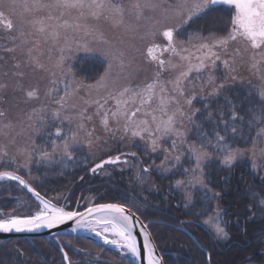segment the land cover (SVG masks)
I'll return each mask as SVG.
<instances>
[{
	"label": "snow or ice",
	"instance_id": "obj_1",
	"mask_svg": "<svg viewBox=\"0 0 264 264\" xmlns=\"http://www.w3.org/2000/svg\"><path fill=\"white\" fill-rule=\"evenodd\" d=\"M223 7L230 19L222 32L197 26ZM100 21L138 36L143 46L124 40L111 44L103 39ZM98 32L100 42L107 45L99 51L105 71L94 83L77 80L69 53H91L92 48L90 42L71 34L87 37ZM0 33L6 41L0 46V78H7L0 81V166L17 165L14 170L0 171V181L17 182L42 205L28 217H0V233L36 232L72 221L73 232L89 231L125 256L162 264L147 225L124 206L102 203L86 212L66 210L53 199H45L18 174L21 168L28 169L31 178L32 165L47 170L83 163L80 155L96 148L114 154L94 163L89 169L92 173L113 165L121 170L139 168L137 178L142 183L153 171L167 176L174 181L170 187L184 194V207H192L194 217L216 239H229L222 209L217 207L205 219L194 205L201 197L220 202L221 193L206 183L205 167L214 154L231 170L248 152L252 170L264 172V0H9L6 7L0 0ZM234 44L243 48H233ZM54 52L58 55L53 56ZM238 63L248 64L261 81L259 85L249 81L258 101L243 114L242 105L253 93L239 102L227 95V81L238 79ZM144 65L151 77L138 80ZM220 66L223 73H217ZM25 69L50 73L43 100L38 87L25 90ZM9 89L13 94L24 92L25 102H39L26 120L11 117L3 107ZM194 101L203 102L202 108ZM22 136L21 144L18 138ZM154 154H159V164L155 158L142 159ZM177 174L183 178L175 179ZM45 178L46 174L36 177ZM260 197L257 211L264 217V193ZM60 251L65 264H72L63 246ZM93 259L99 264V257ZM242 264H264V237L261 252Z\"/></svg>",
	"mask_w": 264,
	"mask_h": 264
},
{
	"label": "trees",
	"instance_id": "obj_2",
	"mask_svg": "<svg viewBox=\"0 0 264 264\" xmlns=\"http://www.w3.org/2000/svg\"><path fill=\"white\" fill-rule=\"evenodd\" d=\"M95 67L91 62L85 70ZM254 77L253 74L250 78ZM109 169L105 177L86 174L75 180L63 190L61 199L53 202L65 207L61 200L68 195L66 202L73 209L83 196L90 194L93 204L117 203L127 207L143 222H150L148 229L162 254L163 264H242L249 256L261 252L264 220H254L246 188L264 193V172L256 175L247 165L235 164L226 175L221 170L211 174L214 187L221 193L217 205L225 213L224 223L229 233V239L222 245L203 224L184 222L182 200L169 196L162 185H154L152 189L148 185L140 187L136 178L132 182L131 172ZM16 201L21 202L18 207L13 206ZM84 208L83 204L79 210ZM39 210L38 202L26 190L15 183L0 182V214L30 216ZM61 246L72 264H97L94 257L100 258L99 264H132L112 250L73 237L0 242V264H65Z\"/></svg>",
	"mask_w": 264,
	"mask_h": 264
},
{
	"label": "rangeland",
	"instance_id": "obj_3",
	"mask_svg": "<svg viewBox=\"0 0 264 264\" xmlns=\"http://www.w3.org/2000/svg\"><path fill=\"white\" fill-rule=\"evenodd\" d=\"M9 0H2L3 6H7ZM228 11V10H225ZM229 12V11H228ZM223 17V19H217L215 17H219V15ZM228 16L223 15L222 12L217 13L215 16L210 15L208 17H205L204 19L200 20L198 23V27H201L205 30L213 29L215 31L222 32L225 27L228 26ZM96 23V22H91ZM99 30L103 33V39L108 40L113 45H119L121 40H124L126 42L130 41L131 43H134L138 47L143 46V42L139 39V37H132L130 34L125 33L123 28H113L109 23H106L104 21L99 22ZM73 35V38L76 40H86L90 42V47L92 48V52H84L83 50L79 51H73L72 53H69V55L72 56V60L70 63L73 66L74 74L77 78V80H83L87 83H94L95 80L103 74L106 67V62L103 60V58L99 55V51L102 48H105L107 45L100 42V35L99 32L92 36L84 37L82 33H75L71 34ZM6 41L3 39V34L0 33V46H2ZM233 48L239 47L243 48V45L234 44L232 45ZM94 53V54H93ZM58 55V53H53V56ZM138 55V54H137ZM46 59V57H45ZM95 63L96 67L92 70H85L86 65L88 63ZM51 67V65H49ZM144 70L141 71L138 75V80H145L151 77V70L148 66H143ZM225 70L222 66L218 67L217 73H223ZM25 72L27 75L24 77V88L25 90L33 87H38L40 91L41 100L44 99V91L48 87V81L50 78L49 72H41V71H33L32 69H25ZM235 75L238 77L236 80L229 79L227 81V95L232 97L234 101L239 102L242 100L249 92H252L253 95L250 97L249 101H245L242 105L241 112L242 114L245 112V110L249 107L251 104L252 106L257 105L258 96L256 94V89L252 88L249 84V81H251V84L253 85H259L261 81L257 78L256 75H254V78H250L253 75V72L250 71L249 65L246 63H238L236 65V72ZM6 77L0 78V81L6 80ZM60 87H63V83L60 84ZM199 91V89H197ZM24 92H16L13 94L11 92V89L8 90V103L6 105H3V107H6L9 109L10 116L13 118H20L22 120H26V114L31 111L33 107L38 106V101H30L25 102L24 101ZM76 103H80V101L77 99L75 101ZM201 101H194V104L197 108H202ZM220 103H223V99L220 98ZM213 108L216 107L215 104L212 105ZM245 119L247 120V116H245ZM208 127V125H206ZM253 130L252 135H255V131ZM247 132V129H246ZM24 137L18 138V143H23ZM111 147V145H110ZM164 147H167L165 144ZM132 150H136L134 147ZM114 154V152H109L108 149H96L93 148L91 150L86 149L83 154L80 155V160L85 161L83 163L77 162L75 164H72V162H69L68 167H63L61 165H54L53 168L45 169L43 166H40L37 168L36 165L31 166V178L26 173L29 171L28 169H23L18 172V174L23 175L26 180H29L32 187H35L37 191L41 193L42 196H44L47 199H53V201L59 200L62 197L63 190H66L71 185L74 184L75 180H81L84 175L90 174V175H100V177L108 176L110 169L108 167H105L104 169H101L97 171V173H92L89 169L93 166L94 163L99 162L101 158H106L108 155ZM251 154L248 152H245L243 159L238 160L235 164H244L247 165L250 172L253 174H262L263 172H257L252 170L251 168ZM90 157V158H88ZM87 158V159H86ZM152 158L156 159V163L159 164V154H154L153 157L150 156H143L142 159L146 162H150ZM7 159V158H5ZM22 163V162H21ZM234 164V165H235ZM233 165V166H234ZM17 167V165H7V166H0V171L4 170H14ZM115 170L119 172H131V177L133 178L132 182L139 183L140 187L148 185V189H152L154 185H162L163 189L168 193V195H172L173 197H179L182 200V210L183 213L186 216H189L191 218H194L193 215V208H185L184 207V194L180 192L179 190L170 187V185L174 182L172 179H169L167 176H161L157 172L153 171L152 174H150V178L146 182H141L137 178V174L139 172V168H129L125 167L123 170H121L120 166H114ZM222 174L226 175L229 171L228 168L223 167L219 160L216 158V155L214 154L211 161L208 162V166L205 167V175L207 177L206 183H209L210 186L214 189V191H218L213 184V180L211 177V174L214 173V171H220ZM45 179H36V177L39 176H45ZM183 178L180 174H177L175 176V179ZM1 183H10V181H0ZM153 186V187H152ZM219 192V191H218ZM253 193H255V197L253 196ZM259 192L255 191L252 188H246V196L250 199L251 205H253L251 208L254 216V220H264V217H261L257 211V205L258 201L261 198ZM169 195V196H170ZM199 195V194H198ZM174 197V198H175ZM221 197V196H220ZM58 198V199H55ZM38 201V200H36ZM16 201L13 206L18 207L21 202ZM93 202L92 195L88 194L82 197V202L80 203L81 206L84 204V207L90 206ZM78 203V202H77ZM42 207V206H41ZM40 207V208H41ZM218 205L215 202H208L204 201L201 198H198L195 201L194 210L196 213L204 214V218L207 219L208 216L214 215L215 210L217 209ZM36 212H33L35 214ZM255 214V215H254ZM8 216H16L12 214H0V217H8ZM225 215L223 216L224 220ZM200 224H203L202 220L196 219ZM145 223V222H144ZM150 223V222H148ZM204 225V224H203ZM205 226V225H204ZM225 226V223H224ZM226 228V227H225ZM111 238V236L109 235ZM218 240V239H217ZM228 240V239H227ZM227 240H218L222 245L227 242ZM122 256H125L122 253ZM128 258L130 260H134L130 255H128Z\"/></svg>",
	"mask_w": 264,
	"mask_h": 264
},
{
	"label": "water",
	"instance_id": "obj_4",
	"mask_svg": "<svg viewBox=\"0 0 264 264\" xmlns=\"http://www.w3.org/2000/svg\"><path fill=\"white\" fill-rule=\"evenodd\" d=\"M105 166H110V165H105ZM13 182H15V181H13ZM15 183H17V182H15ZM21 187L23 188V186H21ZM23 189L27 191V189H25V188H23ZM28 193H30V192H28ZM30 194L33 197H35L32 193H30ZM38 202H39V200H38ZM39 204H40V202H39ZM98 205L99 204L91 205V206H88V207H95V206H98ZM88 207H86L82 211H77V208H75L74 211L86 212ZM125 209H126V211H130L131 213H133L135 215V217L138 218V220H139V222L141 224L147 225V231L149 232V230H148L149 223H144L133 211H131L127 207H125ZM75 227H76L75 223L72 222V221H69V222H66L63 225L57 226L56 228H53V229H41V230L36 231V232L0 233V242H8V241L15 240V239H29L30 240V239H34V238L50 239V238H58V237H73V238L86 239V240H89V241L99 245V246L112 249L111 245L103 244V241L100 238L96 237L94 235V233H91V232L83 230V229H77L75 232H73L72 229L75 228ZM149 234H150V232H149ZM136 235H137L138 245L142 247V245H143V237H142V235L139 234V229H138ZM150 237L153 240L151 234H150ZM153 242H154V240H153ZM156 253H157L158 256L162 257V254L159 252L157 247H156ZM136 262H137V264H146L145 261H141V260H138V259H136ZM162 264H163V260H162Z\"/></svg>",
	"mask_w": 264,
	"mask_h": 264
},
{
	"label": "flooded vegetation",
	"instance_id": "obj_5",
	"mask_svg": "<svg viewBox=\"0 0 264 264\" xmlns=\"http://www.w3.org/2000/svg\"><path fill=\"white\" fill-rule=\"evenodd\" d=\"M225 10H228L227 7H223L219 11L214 12L211 15H214L215 16L217 13L222 12L223 15H227L228 16V19H230V13L228 12L229 10L228 11H225ZM215 18H217L219 20L220 19H223V17L221 16V14L219 15V17H215ZM151 174H152V172H151ZM68 198H69L68 195L67 196H64L63 199L61 200V203L63 202L65 204V206L69 208V210H72L73 211L75 209V207H77V211H79V208L82 207V206L80 207L81 204L80 203H78L77 205L75 204L74 207H73V209H71L70 203L69 202H66V200H68ZM189 221H191V222H197L198 223V221L196 219L191 218L189 216H186L185 219H184V222H189ZM181 222L184 223L183 221H181Z\"/></svg>",
	"mask_w": 264,
	"mask_h": 264
},
{
	"label": "bare ground",
	"instance_id": "obj_6",
	"mask_svg": "<svg viewBox=\"0 0 264 264\" xmlns=\"http://www.w3.org/2000/svg\"><path fill=\"white\" fill-rule=\"evenodd\" d=\"M35 239V238H34ZM30 240H32V239H30ZM113 248H115L114 246H113ZM116 249V248H115Z\"/></svg>",
	"mask_w": 264,
	"mask_h": 264
}]
</instances>
